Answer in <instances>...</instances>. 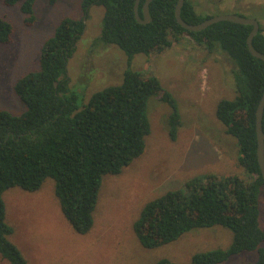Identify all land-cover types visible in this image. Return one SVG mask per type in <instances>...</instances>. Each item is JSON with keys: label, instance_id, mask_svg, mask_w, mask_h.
I'll return each mask as SVG.
<instances>
[{"label": "trees", "instance_id": "1", "mask_svg": "<svg viewBox=\"0 0 264 264\" xmlns=\"http://www.w3.org/2000/svg\"><path fill=\"white\" fill-rule=\"evenodd\" d=\"M37 0H0L8 7L21 6L25 24L36 21ZM137 0H84L85 18L94 6L105 8L101 35L96 42L119 48L129 68L121 85L109 86L90 96L81 108L80 96L71 87L68 64L86 31L84 19L66 18L47 39L40 52L39 68L22 76L15 92L25 110L14 114L0 110V255L10 264H30L10 240L4 194L11 188L36 192L47 179L56 181L62 212L73 229L88 234L105 176H117L146 151L152 132L148 105L152 97L172 108L169 133L176 140L183 126L178 102L156 76L131 68L137 55H160L175 41L190 38L208 52L220 50L233 62L236 96L222 99L216 117L226 134L236 139L238 163L246 173L198 176L185 189L166 193L149 202L134 225L140 243L156 249L179 240L193 229L221 226L234 238L228 249L197 253L193 264H223L232 257L258 252V259L244 264H264V228L259 199L264 180L258 162L257 110L264 94V62L247 45L253 26L216 23L201 32L179 25L175 11L179 0H154L151 22L141 24L135 16ZM141 0L140 15L143 18ZM213 16L201 14L186 0L182 18L199 24ZM253 45L264 52V25ZM15 26L0 17V46L13 43ZM57 84V86H56ZM264 125V123H263ZM156 264H178L163 259Z\"/></svg>", "mask_w": 264, "mask_h": 264}, {"label": "rangeland", "instance_id": "2", "mask_svg": "<svg viewBox=\"0 0 264 264\" xmlns=\"http://www.w3.org/2000/svg\"><path fill=\"white\" fill-rule=\"evenodd\" d=\"M84 0H37L36 21L25 24L21 6L0 3V17L15 26L14 41L0 46V110L14 114L26 108L15 92L17 81L39 68L44 42L53 37L66 18L84 19L86 31L69 61L71 87L80 96L81 108L95 92L121 85L129 68L125 52L96 42L101 35L105 8L94 6L87 18ZM201 14L238 15L264 25V0H191ZM233 62L220 50L208 52L190 38L175 41L160 55H137L131 68L156 76L178 102L183 126L176 140L169 133L172 108L152 97L148 117L152 132L143 156L121 175L104 177L94 226L78 234L65 218L56 195V181L46 180L36 192L11 188L4 194L7 222L13 228L10 240L30 264H156L169 259L193 264L197 253L228 249L230 229L216 226L193 229L179 240L156 249L145 248L134 225L144 207L166 193L185 189L198 176H228L246 173L239 166L237 141L226 134L217 119L218 103L236 96ZM260 223L264 228V195L260 196ZM264 246V244H262ZM258 259V252L232 257L223 264H244ZM0 264H10L2 259Z\"/></svg>", "mask_w": 264, "mask_h": 264}, {"label": "water", "instance_id": "3", "mask_svg": "<svg viewBox=\"0 0 264 264\" xmlns=\"http://www.w3.org/2000/svg\"><path fill=\"white\" fill-rule=\"evenodd\" d=\"M154 0H146L143 6V18L140 15V4L141 0L136 1L135 5V16L138 22L141 24H149L151 22V14H150V6ZM186 0H179L175 15L176 19L184 29L191 31V32H201L210 26L220 23V22H231L235 24H241V25H250L253 26V30L251 31L248 39H247V45L251 52V54L262 60L264 62V52H260L257 50L253 45L254 37L258 34L261 28V24L257 19L253 18H246L238 15H221L216 17H211L199 24H190L183 20L182 18V8L185 4ZM57 86V84H56ZM264 94L263 97L259 103L258 110H257V139H258V149H257V156H258V162L261 169V174L264 180Z\"/></svg>", "mask_w": 264, "mask_h": 264}]
</instances>
